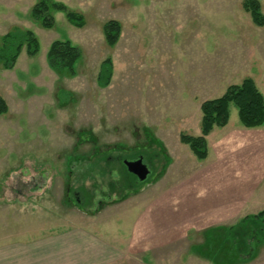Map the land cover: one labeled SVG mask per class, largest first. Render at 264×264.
<instances>
[{"label":"rangeland","instance_id":"rangeland-1","mask_svg":"<svg viewBox=\"0 0 264 264\" xmlns=\"http://www.w3.org/2000/svg\"><path fill=\"white\" fill-rule=\"evenodd\" d=\"M35 1L0 0V37L20 27L39 43L35 53L23 45L11 68L0 61V95L8 105L0 115V258L11 255L20 264H264V240L254 243V256H238L247 249L242 230L249 226L237 228L241 219L202 228L162 213L185 210L187 190L171 172L191 174L207 163L179 141L181 133L202 134V103L243 77H253L264 93V0H257L261 25L251 22L245 0H48L50 27L31 17ZM67 11L77 13L81 24L69 22ZM110 19L122 24L114 45L102 33ZM164 22L170 29L191 28L203 67L215 73L217 84L208 82L209 71L203 73L201 117L166 114L163 97L178 101L188 91L180 89L184 76L164 79L163 66L177 67L169 32L162 51H154L157 42L149 33ZM56 39L80 48L73 73L48 65L46 52ZM106 76L108 83L101 86L99 79ZM227 99L226 121L213 122L205 133L210 156L211 139L242 128ZM234 142L241 140L230 137ZM138 155L150 170L142 181L122 163ZM167 167L163 185L157 183ZM260 175L263 189L264 154ZM73 189L82 192L78 204L68 193ZM154 191L159 193L153 196ZM189 194L206 192L197 195L191 187Z\"/></svg>","mask_w":264,"mask_h":264},{"label":"crops","instance_id":"crops-1","mask_svg":"<svg viewBox=\"0 0 264 264\" xmlns=\"http://www.w3.org/2000/svg\"><path fill=\"white\" fill-rule=\"evenodd\" d=\"M218 3L223 4L224 2L219 0ZM177 5L179 8L182 3H177ZM158 9L161 11V7ZM195 12L196 8L193 13L196 16ZM199 14L202 15L201 11H199ZM156 15L160 14L157 12ZM195 16L192 19L195 27H200L201 19H197ZM120 26L121 33V23ZM168 32L172 36V39L175 40V53L178 56L176 62L177 67L171 68L166 65L163 66V71L167 74L164 79H168L169 82H171L168 77L169 75H176L177 77L184 76L182 79L180 78L182 80L181 82H184L183 84H180V89L188 91V94L186 97H181L178 101H172L167 96L163 97L164 107L168 109L166 114L173 116L178 115L180 117L184 116L186 119L191 115H199L201 117L200 104L203 95V73L206 71L210 72L207 80L211 83L215 82V77L213 75L215 73L212 69L203 67L200 58V43H196L197 36L192 33L191 28L186 27L184 30L174 26L170 29L166 22H164V25L163 23L159 25L156 24L149 33V36H152V39L157 42L155 44V52L157 51V48L159 51L164 48L166 44L165 38L168 37ZM177 35H179L178 40ZM190 43L191 46H189ZM191 48L197 51L194 55L189 54ZM159 59L164 58H157V60ZM180 64H183V66H180ZM244 78L252 79L254 84L257 85L253 77H243L239 83ZM169 82L165 80V82L162 83L163 85H166V90H168L167 85ZM260 92L264 100V93L262 91ZM167 109L164 111H167ZM238 122L242 128L237 126L234 130H231L230 134L228 130V135H223L222 138L219 137L215 139L212 136L214 139L210 140V145L213 146L211 156L209 149H206V156L201 159L196 157L192 152L198 161L207 162L206 165L200 164L201 169L198 168L199 170H196L191 174L189 170H186V172L180 170L178 173V169H176L171 172V177L172 175H174L173 177L177 176L180 187H185L187 190V199L181 206L185 209L183 210L182 208V214L181 211L178 215L173 211H165L162 212L165 215V219H184L185 221L187 220L194 224H200L202 228H206L222 225L219 221H234L241 219L247 213H256L264 208V201H261L260 199L264 189H262L263 181L260 175L261 157L264 154V127L246 128L241 124L239 118ZM230 137L237 139V141L240 139L241 142L230 143ZM208 141L209 136L205 135L206 146L208 145ZM239 146H243L244 149L242 147L239 149ZM186 156L187 158H190L189 153H187ZM169 170L170 169L167 167L156 182L159 183L161 181L160 183L163 185V180L167 176ZM183 179L185 180L182 182ZM178 181L176 183H178ZM191 187L196 188L197 195L203 194L204 192H206V195L192 198L189 197L191 195L189 194V188ZM159 188H161V186H159ZM202 190L203 192H200ZM155 193L159 192L154 191L153 196ZM184 211L185 213L183 214ZM31 251L35 250L32 248L28 252ZM37 255L40 254L37 253ZM37 263L38 262H32L30 264ZM0 264L20 263L13 260V257L11 258L10 255L8 258L2 256L0 258Z\"/></svg>","mask_w":264,"mask_h":264},{"label":"trees","instance_id":"trees-1","mask_svg":"<svg viewBox=\"0 0 264 264\" xmlns=\"http://www.w3.org/2000/svg\"><path fill=\"white\" fill-rule=\"evenodd\" d=\"M243 7L248 11L252 20L261 25L263 17L260 13V6L257 0H245ZM50 4L48 0H36L30 9V15L33 19L38 20L44 27L52 25L51 15L49 12ZM66 16L69 22L78 26L81 24V18L73 11H67ZM120 23L117 20L110 19L102 24V33L105 41L109 45H114L120 34ZM26 45L32 53L37 51L39 46L37 38L31 30L20 27H13L0 37V61L4 68H11L19 55V49ZM80 48L73 44L69 39L53 40L46 52L48 65L58 71H70L73 73L74 65L81 58ZM109 76V75H108ZM108 76L104 80L99 79L101 86H106ZM227 96L234 102L237 108L238 118L245 127L264 126V102L263 97L254 82L250 78H244L239 84L230 85L226 91L219 97L206 100L201 105L202 110V134L199 136H190L181 133L180 141L187 144L192 152L198 158L206 156L205 133L210 124L217 122L223 124L227 119L228 100ZM8 105L5 99L0 95V115L6 113ZM264 228V209L251 215H246L237 223V228L248 226V231L242 230V240L246 243L247 249L238 250V256L248 259L254 256V243L264 240L263 229H259L256 223ZM233 227V226H232ZM232 227H229V232ZM262 239V240H261ZM241 241V240H240Z\"/></svg>","mask_w":264,"mask_h":264},{"label":"water","instance_id":"water-1","mask_svg":"<svg viewBox=\"0 0 264 264\" xmlns=\"http://www.w3.org/2000/svg\"><path fill=\"white\" fill-rule=\"evenodd\" d=\"M123 164L126 169L134 174L139 181L144 180L150 172L148 166L142 161V157L139 156L135 160H123Z\"/></svg>","mask_w":264,"mask_h":264},{"label":"flooded vegetation","instance_id":"flooded-vegetation-1","mask_svg":"<svg viewBox=\"0 0 264 264\" xmlns=\"http://www.w3.org/2000/svg\"><path fill=\"white\" fill-rule=\"evenodd\" d=\"M140 155H138V156H136V157H134V158H125V159H127V160H135V159H137L138 157H139ZM142 157V156H141ZM125 159H123V160H125ZM123 160H122V163H123ZM142 161H143V157H142ZM144 162V161H143ZM123 166L125 167V165L123 164ZM126 168V167H125ZM132 174V173H131ZM133 176L136 178V180H138L137 179V177L133 174ZM66 190H67V188H66ZM68 193H71L72 194V199H73V202L75 203V204H78L79 202H81V200H82V192L79 190V189H73L72 191H68ZM66 194V193H65ZM80 194H81V197H80ZM67 195V194H66ZM70 199V198H69Z\"/></svg>","mask_w":264,"mask_h":264}]
</instances>
